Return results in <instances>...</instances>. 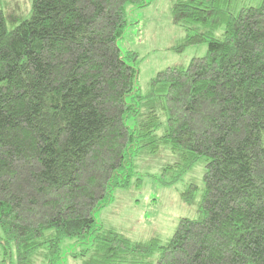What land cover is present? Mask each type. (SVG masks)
Wrapping results in <instances>:
<instances>
[{
	"label": "trees",
	"instance_id": "obj_1",
	"mask_svg": "<svg viewBox=\"0 0 264 264\" xmlns=\"http://www.w3.org/2000/svg\"><path fill=\"white\" fill-rule=\"evenodd\" d=\"M151 1L33 0L19 24L0 9V264L60 258L66 238L93 240L84 264H264V0H175L186 34L174 48L207 55L141 95L137 55L118 41L127 5ZM162 145L183 173L206 159L201 216L166 245L104 230L95 214L130 186L133 157Z\"/></svg>",
	"mask_w": 264,
	"mask_h": 264
},
{
	"label": "rangeland",
	"instance_id": "obj_2",
	"mask_svg": "<svg viewBox=\"0 0 264 264\" xmlns=\"http://www.w3.org/2000/svg\"><path fill=\"white\" fill-rule=\"evenodd\" d=\"M174 1L153 0L143 8L127 5L130 25L118 41V46L126 55H137L135 60H129L138 67L137 87L141 95L148 94L151 80L158 72L169 67L186 68L193 58L207 55V44L189 46L183 51L174 48L186 34L173 21L171 7ZM261 2L235 0L234 7L235 10L244 6L257 7ZM32 3L33 0H0V9L19 24L31 17ZM223 31L221 28L214 35L220 36ZM161 104V101L155 104L161 122L156 132L158 136L164 134L168 118ZM145 112L147 110L143 109ZM128 122L134 126L136 121L132 118ZM180 161V156L173 153L168 145H162L151 154L141 150L133 157V180L130 186L114 191L113 200L95 214L97 222L104 230H114L132 242L157 239L160 245H166L181 219L201 216L206 159L201 158L184 173L179 167H173ZM138 178L142 180L139 183L136 180ZM192 186L195 187L191 191L193 198L187 202L185 194L190 192ZM95 249L93 240L80 242L75 238H66L61 243L60 258L37 255L33 264H84L94 256ZM157 255L154 254L152 259Z\"/></svg>",
	"mask_w": 264,
	"mask_h": 264
},
{
	"label": "crops",
	"instance_id": "obj_3",
	"mask_svg": "<svg viewBox=\"0 0 264 264\" xmlns=\"http://www.w3.org/2000/svg\"><path fill=\"white\" fill-rule=\"evenodd\" d=\"M177 41H178V40H177ZM176 43H177V42H176ZM176 43H175V44H176Z\"/></svg>",
	"mask_w": 264,
	"mask_h": 264
}]
</instances>
